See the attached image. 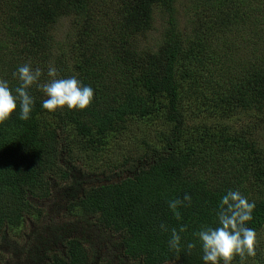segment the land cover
<instances>
[{
  "label": "trees",
  "instance_id": "16d2710c",
  "mask_svg": "<svg viewBox=\"0 0 264 264\" xmlns=\"http://www.w3.org/2000/svg\"><path fill=\"white\" fill-rule=\"evenodd\" d=\"M26 62L95 99L50 113L33 86L31 118L0 125V264H204L195 233L230 189L264 264V0H0V78Z\"/></svg>",
  "mask_w": 264,
  "mask_h": 264
},
{
  "label": "clouds",
  "instance_id": "9594fccd",
  "mask_svg": "<svg viewBox=\"0 0 264 264\" xmlns=\"http://www.w3.org/2000/svg\"><path fill=\"white\" fill-rule=\"evenodd\" d=\"M18 81L16 86H11L9 81L0 78V125L9 121L14 114L19 113V119L27 121L35 107V99L30 94V89L38 87L46 99L41 107L50 113L67 108L68 110H86L95 99L94 89L85 85L77 76L66 78L58 76V69L54 64L47 66L48 80L41 82L42 70L33 68L30 63L19 65L12 73ZM186 201L191 203V196L185 194L183 201L173 199L168 202V207L179 220L181 219L178 208ZM255 201L249 200L239 190H227L219 200L216 211L217 226H202L195 233L202 249L201 259L204 264H232L239 257L241 264L248 257L256 255L258 235L254 228L248 227L253 220ZM162 231H169L168 226L160 224ZM185 226L181 225L179 232L171 229L170 247L179 250L181 243L180 233ZM195 247L188 243L187 248Z\"/></svg>",
  "mask_w": 264,
  "mask_h": 264
},
{
  "label": "rangeland",
  "instance_id": "374dc122",
  "mask_svg": "<svg viewBox=\"0 0 264 264\" xmlns=\"http://www.w3.org/2000/svg\"><path fill=\"white\" fill-rule=\"evenodd\" d=\"M156 32L154 33V37H157L160 34V31L162 29V19L157 18L156 19ZM156 40H152V38L147 37L146 39H143V44H148L150 47L154 46L156 44ZM100 178V177H99ZM47 204H50L51 202H46ZM37 226L34 224L33 218L30 219L29 221H26V223H23L21 227H18L17 230L15 231L14 239H17L20 237L18 240V245L19 248L21 247H29L28 244H30L31 238L34 236V231L36 230ZM83 228V227H81ZM9 254H5V257H8Z\"/></svg>",
  "mask_w": 264,
  "mask_h": 264
}]
</instances>
